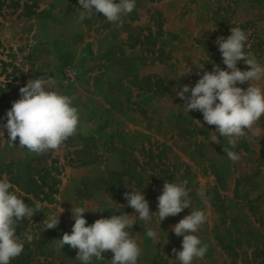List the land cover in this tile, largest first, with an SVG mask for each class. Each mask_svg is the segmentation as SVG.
<instances>
[{
	"label": "rangeland",
	"instance_id": "rangeland-1",
	"mask_svg": "<svg viewBox=\"0 0 264 264\" xmlns=\"http://www.w3.org/2000/svg\"><path fill=\"white\" fill-rule=\"evenodd\" d=\"M9 3L0 16V90L18 100L30 79L51 78L80 116L77 133L42 155L18 147L19 138L10 147L7 121L0 127V179L29 193V206L41 204L32 219L18 221L16 234L25 242L13 260L27 255L28 264H81L77 249L54 250L55 240L72 232V206L89 210L88 225L114 214L136 215L124 196L135 189L155 213L167 180L187 181L192 208L207 215L195 233L207 252L193 264H264V115L231 148L219 133L220 143L210 142L215 126L200 111L187 113L177 96L201 78L200 62L204 71L213 63L227 70L216 40L227 38L231 27L246 33L245 52L264 65V0H135L119 26L102 13L79 21L78 0ZM237 67L248 70L243 61ZM251 83L264 87V79ZM9 85L17 88L14 94ZM237 86L246 90L248 83ZM224 147L239 160L231 161ZM49 189L50 200H42ZM191 210L161 223L158 213L147 224L133 217L136 224L126 230L141 247L138 264H179L172 249H182L183 237L172 226ZM53 214L60 223L44 230ZM25 232L33 235L31 243ZM103 256L90 264H111L113 253Z\"/></svg>",
	"mask_w": 264,
	"mask_h": 264
},
{
	"label": "clouds",
	"instance_id": "clouds-1",
	"mask_svg": "<svg viewBox=\"0 0 264 264\" xmlns=\"http://www.w3.org/2000/svg\"><path fill=\"white\" fill-rule=\"evenodd\" d=\"M78 2L82 6L77 15L79 21L83 22L91 19L93 14L102 13L115 26H119L122 17L136 7L135 0ZM230 31L227 38L220 36L216 40L227 70L213 63L212 71H204V63L200 62L196 67L199 69L197 75L203 73L201 78L193 87L184 85L177 91V96L184 101L183 107L187 113L200 111L203 121L215 126L210 142L219 144V133L220 137L227 139L231 148H235L238 140L246 137L247 132L264 115V87L251 83L264 79V65L257 61L253 53L245 52L246 33L239 27H231ZM241 61L248 66V70L237 67ZM190 73L189 68L180 77ZM245 82L248 83L246 90L237 86ZM55 84V80L40 76L20 87V99L12 103L11 109L6 113L7 122L3 125L7 130L10 147L16 146L15 142L19 138L18 147L42 155L50 150H60L63 143L77 133L80 123L78 108L73 106L72 97L60 93ZM173 90L176 91L175 88ZM0 136L4 137L3 131H0ZM224 151L231 161L239 160L235 151L226 147ZM190 191L187 181L177 184L165 180L162 194L157 197L158 211L150 213L149 203L143 192L131 189L124 196L127 206L134 209L136 215L114 214L110 218L97 219L91 225L84 218V213L89 210L72 206V232H66L61 239L55 240L54 250L59 252L65 245L77 249L76 260L81 264H90L93 257L97 261L103 260V253L106 251L113 253L111 264H138L141 247L126 230L136 224L133 217H138L147 224L158 213L161 223L165 218L176 216L191 207V213L172 226L174 234L183 237L182 249L177 251L173 248L172 251L179 264H193L194 260L203 259L207 252V245L202 244L195 235L206 222L207 215L203 210L192 208ZM197 195L203 198L205 193L198 191ZM25 197L34 200L6 177L0 179V264H10L11 260L23 252L25 241L21 239V234H16L18 221L25 217L32 219L41 211L38 201H34L35 206L32 207L24 202ZM59 217L60 215H48L44 220V230L56 228L60 223ZM22 235L28 243L34 239L30 233ZM147 236L155 239L157 233L148 228Z\"/></svg>",
	"mask_w": 264,
	"mask_h": 264
},
{
	"label": "trees",
	"instance_id": "trees-1",
	"mask_svg": "<svg viewBox=\"0 0 264 264\" xmlns=\"http://www.w3.org/2000/svg\"><path fill=\"white\" fill-rule=\"evenodd\" d=\"M12 1V0H10ZM12 3H9V0H0V16L3 15V11L8 8L11 7ZM17 5V4H14ZM10 88H12L11 91H13V94L15 93L14 89H17L15 86L9 85ZM1 95H0V127L7 121L6 118V113L8 110L11 109L12 107V101L13 100H17L16 95H10L5 93V91H3L2 89L0 90ZM53 189H49L48 193H45L42 200L47 201L50 200V195L51 193H53L54 191H52ZM50 192V193H49ZM29 194V193H27ZM35 194V193H34ZM28 202H31L32 200H28L25 199ZM15 262L17 264H28V260H27V255L26 256H22L20 259L18 260H11L10 263Z\"/></svg>",
	"mask_w": 264,
	"mask_h": 264
}]
</instances>
